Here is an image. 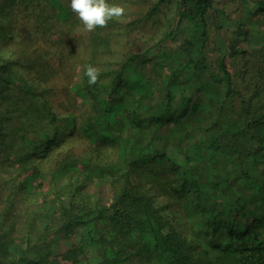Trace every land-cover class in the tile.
Here are the masks:
<instances>
[{"label":"trees","instance_id":"obj_1","mask_svg":"<svg viewBox=\"0 0 264 264\" xmlns=\"http://www.w3.org/2000/svg\"><path fill=\"white\" fill-rule=\"evenodd\" d=\"M107 2L124 14L87 31L69 0H0V236L16 202L26 224L0 264H264V41L214 61V0ZM183 19L200 33L175 52Z\"/></svg>","mask_w":264,"mask_h":264},{"label":"rangeland","instance_id":"obj_2","mask_svg":"<svg viewBox=\"0 0 264 264\" xmlns=\"http://www.w3.org/2000/svg\"><path fill=\"white\" fill-rule=\"evenodd\" d=\"M258 1L261 0H214V7L217 11V15L220 20L219 22L221 23V28L219 29V33L216 34L217 37H215V34L212 35L210 39L211 41L206 44V55L208 57V53L212 51V60L215 61L216 58L219 56V49H225L227 46H231L234 48H243L247 50L251 47L256 48L260 46L264 39H262L259 43H256V40L253 41L252 36H250L251 31H254L256 29L260 30L262 28H260V25L262 26V23L264 24V6L262 7L263 11L259 12L260 4H258ZM167 18H171L169 21L166 20V23L170 26L172 24V27H174L177 24V17L173 15H167ZM243 25L244 27H242ZM199 33L200 29L196 22L191 23L190 21L183 19L179 23L177 31L173 36L174 38L172 45L175 49V52L180 49L182 43L186 42L189 39H193ZM141 34H143V31L142 33L141 31L137 32V35ZM131 37H133V34L131 35ZM221 43H223L224 45H220ZM152 50L154 51L155 49L151 47V52ZM155 72L159 77L162 76V73L158 72L157 70ZM138 74V67L130 71L131 77L134 78L133 80H141L140 78L138 79ZM143 81L145 84L139 81V89L141 88V92L148 93L151 98H154L157 95L158 91H151V87H155L156 83L153 82V84H149L150 81ZM161 94L160 92L158 93V95ZM79 177L82 178L83 176L79 175ZM98 178L99 177H97L96 175H93L88 180L82 179V188L80 189L83 190V192L91 194L93 196L94 201L98 199L99 203H104L113 196L114 190L112 187L114 184L110 176H107V179L103 180H99ZM38 179L40 180V177ZM41 180L55 182L54 184L57 185V187L59 188L62 186V184L68 183L67 180H65V178L63 177L62 172H55V170L50 173H43L41 175ZM34 182L35 181H32V183ZM116 186L117 184H115V187ZM53 189H51L50 191L52 192ZM35 202V205L33 203H29L26 206V209H31L34 206L37 208L43 206L53 211L52 213H54L55 209L57 208L56 203H53L51 201L43 203L39 199H37ZM24 207L25 205L23 203L16 202L15 206L12 208L10 220L8 224L4 226V229L2 230L3 232L0 236L1 241H8L5 244H0V259L3 258L5 261L10 260L11 256L14 255V249H16L22 237L25 236L26 224L25 213L23 212ZM55 220L56 217L53 221ZM46 221L48 220H44L42 223H45ZM12 222L14 223L13 228H9ZM38 224H41V222H39Z\"/></svg>","mask_w":264,"mask_h":264},{"label":"clouds","instance_id":"obj_3","mask_svg":"<svg viewBox=\"0 0 264 264\" xmlns=\"http://www.w3.org/2000/svg\"><path fill=\"white\" fill-rule=\"evenodd\" d=\"M71 10L77 14L87 31L94 30L97 26H104L114 17H121L125 9L118 4H109L107 0H69ZM85 75L88 82L94 84L97 80V71L88 66Z\"/></svg>","mask_w":264,"mask_h":264},{"label":"crops","instance_id":"obj_4","mask_svg":"<svg viewBox=\"0 0 264 264\" xmlns=\"http://www.w3.org/2000/svg\"><path fill=\"white\" fill-rule=\"evenodd\" d=\"M263 178H264V175H263Z\"/></svg>","mask_w":264,"mask_h":264}]
</instances>
